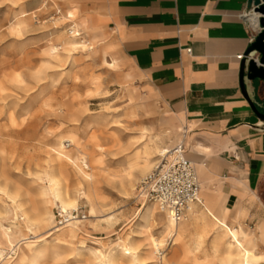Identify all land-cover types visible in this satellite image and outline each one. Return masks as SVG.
Segmentation results:
<instances>
[{
    "label": "rangeland",
    "instance_id": "rangeland-1",
    "mask_svg": "<svg viewBox=\"0 0 264 264\" xmlns=\"http://www.w3.org/2000/svg\"><path fill=\"white\" fill-rule=\"evenodd\" d=\"M95 3L0 0V242L7 251H16L12 259L0 264H16L25 240L45 236L47 248L37 264H227L223 258L226 239L213 250V237L220 232L215 225L198 251L188 231L180 241L171 237L172 244L161 259L156 252L148 253V235L157 238L161 248L170 233L166 214L156 204L148 229L139 225L140 208L151 203L139 195V182L159 163L163 156L159 149L182 141L183 120L122 60L112 30L92 27L91 19L82 21L84 16L95 15ZM21 14L25 15L18 17ZM63 39L76 46H67ZM51 45H57V50L51 51ZM111 57L122 62L130 78L120 77L119 68L105 62ZM65 135L75 138L74 144L66 142L69 145L63 149L75 162L61 160L68 174L63 186L76 201L67 210L78 208L85 218L73 240L56 242L53 238L69 227L56 225L54 215L61 208L46 191V175L52 169L50 148ZM183 141L200 179V166L190 155L205 150L190 146L187 134ZM144 145H149L150 155L127 166ZM81 155L90 164L84 171L97 181V197L82 178L76 158ZM22 210L32 221L31 231ZM230 224L253 239L262 258L257 264H264V237L258 223L250 226L237 218ZM3 228L9 229L11 245L1 236ZM126 243L136 245L141 254L134 263L99 262L90 253L94 249L113 252L118 244Z\"/></svg>",
    "mask_w": 264,
    "mask_h": 264
},
{
    "label": "crops",
    "instance_id": "crops-1",
    "mask_svg": "<svg viewBox=\"0 0 264 264\" xmlns=\"http://www.w3.org/2000/svg\"><path fill=\"white\" fill-rule=\"evenodd\" d=\"M95 4V15L88 16L91 26L112 30L122 60L166 108L181 115L183 139L178 143L185 155L186 134L190 146L205 150L190 155L203 170L205 194L215 197L216 191L222 192L220 206L228 209L229 224L237 218L250 226L259 224L264 214V120L252 111L239 80L240 62L259 30L258 15L246 14L251 10L248 1ZM244 86L264 111L263 83L244 78ZM193 204L200 211L201 200Z\"/></svg>",
    "mask_w": 264,
    "mask_h": 264
},
{
    "label": "bare ground",
    "instance_id": "bare-ground-1",
    "mask_svg": "<svg viewBox=\"0 0 264 264\" xmlns=\"http://www.w3.org/2000/svg\"><path fill=\"white\" fill-rule=\"evenodd\" d=\"M71 14V12H69ZM68 14V15H69ZM25 14H21L18 17L24 16ZM70 16V15H69ZM89 20L88 16H84L82 18L83 22H87ZM253 22H256L252 19ZM19 24V22L14 23ZM75 35H78L76 33ZM62 43L66 44L67 46L74 47L76 43L73 41H66L62 40ZM58 48L57 45H51V51H56ZM103 52L107 53V48L103 47ZM105 62L110 65L111 67L119 68L118 75L122 78H130L131 74L122 69V62L111 57V61ZM66 142L75 143V138L72 135H65L61 136L57 140L56 146L50 148L52 151L51 156V173L46 175V179L48 181V186L46 191L51 195L53 201L63 210H67L69 207H73L76 204V201L69 196V192L67 188L63 186V182L67 179V173L63 167V163L61 162L62 158H65L71 162H75L67 153L63 151L64 147H66ZM196 145L202 146L200 142H196ZM168 149L161 148L158 150L160 155H164ZM150 147L149 145H144L140 152H136L130 157L127 161V166L132 167V165L137 161L138 158L146 157L150 155ZM79 162L81 163V174L84 181L90 184V194L94 197H97L98 193V186L96 185L97 181H93L92 177L89 173H86L84 169H89L90 164L88 163L85 156L81 155L76 157ZM203 165V163H202ZM200 174V193L199 198L202 202V209L197 211L194 207V204L189 205V209L187 215L180 221L175 222L169 212H165L167 217V225L166 228L169 230L170 236L175 238L177 241H180L183 238L185 232L190 234V237L193 238L192 242H195L194 250L198 251L201 248L202 239L207 234L208 230L212 226H219L220 232L215 234L213 237V250L216 251L218 247V242H221L222 239H226L224 241V255L223 258L226 260L227 264H257L259 260H261L260 254H257L254 249V242L252 238H248L245 236V232L242 228L232 226L226 221V212L228 209L221 210V198H223V194L220 190L216 191L217 194L215 197L207 196L205 191L207 190L206 186L203 184L204 175L203 170L202 172L199 171ZM88 198V197H87ZM90 199V198H89ZM21 214L25 216V226L27 230H32V221L29 216L26 215L25 211H21ZM89 216H95L93 210L89 211ZM152 217H155L154 211V203L150 204H143L140 208V226L148 229L149 221ZM44 220V219H42ZM42 220L38 221V224H42ZM82 222L80 219H75L72 222L68 223L69 229L65 232L60 234V237L53 238L57 241H65V240H73L78 235L79 224ZM3 233L1 236L7 241L9 245L12 244L10 239V234L8 228H3ZM258 229L261 235L264 237V218L258 224ZM45 236L43 238H39L37 240H25L23 243H26V246L21 249L20 256L16 264H37L39 257L44 253L47 240ZM223 237V238H222ZM148 243H147V250L148 253L156 252L158 246L160 244L159 240L155 238L153 235H148ZM27 239V237L23 238ZM175 243V242H174ZM8 247H3L0 242V261L4 259L6 256V251ZM90 253L93 255L97 261L101 262L103 259L107 260L110 263L113 262H131L134 263L135 261L140 259L139 251L137 250L136 245L131 243L126 244H118L117 250L113 252L104 253L100 249L90 250ZM206 258V257H204Z\"/></svg>",
    "mask_w": 264,
    "mask_h": 264
},
{
    "label": "built area",
    "instance_id": "built-area-1",
    "mask_svg": "<svg viewBox=\"0 0 264 264\" xmlns=\"http://www.w3.org/2000/svg\"><path fill=\"white\" fill-rule=\"evenodd\" d=\"M250 11L246 14L253 13L252 10ZM257 27L260 30L258 23ZM239 58L242 56L240 55ZM138 190L139 195L145 201L156 204L160 211L169 212L175 222L182 220L187 215L190 204L200 202V183L196 168L193 162L186 157L185 149L181 143L168 149L159 163L141 179ZM54 217L56 225H67L75 219L82 220L85 218V214L78 208L59 209ZM171 244L170 236L166 240L165 246L157 249L158 260L164 255L165 248ZM15 253L14 249H10L6 252L3 260L12 259ZM158 263L162 262L158 261Z\"/></svg>",
    "mask_w": 264,
    "mask_h": 264
},
{
    "label": "water",
    "instance_id": "water-1",
    "mask_svg": "<svg viewBox=\"0 0 264 264\" xmlns=\"http://www.w3.org/2000/svg\"><path fill=\"white\" fill-rule=\"evenodd\" d=\"M249 9L258 14L257 23L260 30L255 34L240 62L239 80L242 93L248 101L252 111L264 120V111L248 96L245 91L244 78L247 80L258 79L264 85V0H247ZM257 54L255 57L254 54Z\"/></svg>",
    "mask_w": 264,
    "mask_h": 264
}]
</instances>
